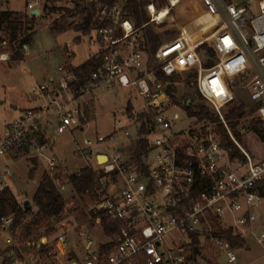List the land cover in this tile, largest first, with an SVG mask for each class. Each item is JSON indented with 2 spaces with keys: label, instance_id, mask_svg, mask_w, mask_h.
Wrapping results in <instances>:
<instances>
[{
  "label": "built area",
  "instance_id": "2783aa9c",
  "mask_svg": "<svg viewBox=\"0 0 264 264\" xmlns=\"http://www.w3.org/2000/svg\"><path fill=\"white\" fill-rule=\"evenodd\" d=\"M53 1L24 0L25 12L30 18H39ZM61 1L88 6L98 0ZM8 2L0 0V12L9 11L3 7ZM180 3L181 0H167L166 8L170 13ZM201 3L206 15L219 25L198 41H192L181 30L175 39L161 43L151 58L140 47L138 29L127 16L123 1L102 7L99 26L89 36L98 43L100 65L78 95L71 85L76 78L64 66L58 69L62 74L58 86L51 89L40 85L33 90L32 98L47 97L50 105L56 104L59 134L86 125L82 119L87 121V110L92 108L90 97L100 88H127L143 101L140 111L116 119L111 134L86 140V147L79 152L80 156H92L94 147L103 146L105 150L95 152L94 165L87 166L96 174L98 183L90 192L95 197L89 206L96 215L95 222L101 225V217L120 221L116 234L107 242L111 247L105 259L100 258L92 232L85 228L78 232V253L72 254L71 239L60 234L52 243H39L38 251L44 257L64 262L71 256L70 264H188L192 251L187 256L183 244L194 233L213 236L216 249L226 255L229 263H236V249L215 235L219 230L232 229L244 239V249L251 236L264 258V156L252 155L238 140L237 135L255 133L254 125L245 128L241 118L232 126L227 119L234 105H246L235 94L237 90L244 92L264 142V0L258 1L257 14L252 0L239 4L230 0ZM151 7L154 4L147 6L150 21L155 22ZM35 10H39L38 15L33 14ZM80 15L77 25L86 13ZM65 47L68 56H73L71 44ZM7 58L0 55L3 61ZM174 76H180L184 85L209 105L228 136V145L223 144L215 123L202 122L199 132L176 129L180 119L176 110L191 116L184 104L174 99L176 95L169 93L179 89L172 81ZM140 114L146 121V151L138 159L133 153L125 155L117 131L138 139ZM48 123L46 117L31 108L0 125V192L10 191L19 206L24 204L16 196L14 183L19 161H28L32 166L41 164L43 173L61 193L69 184L61 175V165L51 155L53 139L45 135ZM101 157L106 160L100 162ZM81 172L82 169L73 174ZM13 223L14 215L0 217V264L36 263L34 256L32 261L25 256ZM174 231L180 234V248L163 251V238ZM192 244L193 239L189 241ZM79 254L83 255L81 261L76 259Z\"/></svg>",
  "mask_w": 264,
  "mask_h": 264
},
{
  "label": "rangeland",
  "instance_id": "374dc122",
  "mask_svg": "<svg viewBox=\"0 0 264 264\" xmlns=\"http://www.w3.org/2000/svg\"><path fill=\"white\" fill-rule=\"evenodd\" d=\"M149 4H154L157 10L166 7L167 0H149ZM235 4L245 3L248 0H230ZM260 0H252L254 14H257V3ZM148 4V5H149ZM147 5V6H148ZM146 11L149 15L148 8ZM3 7L9 11L17 13L15 18L24 21V28L19 30V41L15 44L10 40V30L5 27L0 31V53L7 55V60L0 59V125L5 122L11 121L18 116L16 111L11 108L12 104H17L19 109H36L42 116L49 120L45 127V135L53 139L51 145V155L54 156L58 163L61 165V172L64 180L73 174L89 165H94V154L97 151L105 152L103 146L94 147L93 155L79 156L78 153L86 147V140L95 141L100 135H109L114 131L115 120L123 119L124 116L136 110L140 111L143 106L142 99L138 94L130 89L117 87L113 90H105L100 88L96 90L93 96L92 108L89 109L90 116L87 115L88 123H84V127H72L64 133H57V125L59 116L55 112L56 104L50 105V100L47 97L32 98L31 94L34 89L39 88L40 85H48L49 88L58 86L62 74L58 71L60 66H64L66 70L69 69L70 63L73 65H80L87 59L95 55L99 49L98 43L92 42L89 36L92 34L84 35L82 31H75L77 26L76 21L81 17L80 13L75 12L66 13L65 8L74 9L75 5L68 1L54 0L44 11V15L37 18L34 23L25 18L24 0H9L8 5ZM51 7L58 10L50 11ZM54 23H58L67 29L66 31L55 33L51 30ZM33 24L34 33H32L31 41L27 47H22L20 40L25 36V32H31L29 27ZM219 22L210 19L204 10L201 0H181V3L173 8L169 15L162 21H155L153 28L156 30L160 37L161 43L175 39L181 30L186 31L187 36L192 41H198L209 35L217 26ZM142 32H138V37ZM80 36V41L75 38ZM71 44V52L73 56H68V48L66 44ZM15 48L23 55L20 62H16L12 56ZM151 58L153 53H147ZM72 67V66H71ZM194 77V76H193ZM172 81L178 85L179 89H173L169 93L176 95L177 101L184 104L192 103L193 106L197 102L198 94L184 85V81L180 76L172 77ZM63 94V93H62ZM236 97L240 103H246L245 113L241 119V124L250 129L254 125L252 107L249 106V99L242 91L235 92ZM62 97V95H61ZM201 98V97H200ZM210 111L209 105L201 98L199 100ZM132 110H128V104ZM248 103V104H247ZM50 108L48 109V106ZM179 113L180 119L177 121L176 129L190 128L199 132L203 123L197 122L195 117L188 118L182 111L176 110ZM113 114V116H112ZM133 131V130H132ZM119 144L123 150L130 153V146H127L128 138L121 131H117ZM238 136L239 142L254 156H264V142L260 130L255 133L249 131L244 136ZM132 139V137L130 138ZM100 162H102L100 158ZM32 163L28 161H19L15 165L14 183L16 185V196L21 200H30L33 210L37 208L32 202V196L41 182L43 176V166L41 164L35 165L37 168L32 171ZM65 199L66 207L63 215L55 223L56 230L50 234L46 233L47 227L40 229L38 232H33L34 236L29 238V246L23 250L25 256L32 261L34 256L36 263L32 264H70L73 259L71 256L67 257L64 262H55L44 257L38 251L39 243L48 242L52 243L53 240L60 234L66 235L72 241L73 255L74 251H80V243L78 239V232L80 229L85 228L92 232L96 245L99 247L103 243H107L110 238L103 232L102 226L95 222V213L90 210V207L84 206L79 200L73 187L68 184L66 189L62 192ZM26 220L25 222H28ZM24 222V223H25ZM216 230V228L214 227ZM37 233L44 235L41 240H37ZM46 234V235H45ZM34 237V238H33ZM180 234L174 231L163 238V251L169 248H180L179 238ZM187 243L183 244L185 253L188 256L189 251L193 250L194 245H189V241L193 239L192 236H187ZM200 254L191 260L188 264H264L262 258V250L256 244L255 240L247 237L249 246L244 249H236L239 261L236 263H229L226 255L221 253L214 246L213 236L206 237L205 235H197ZM36 246H33V245ZM39 252V253H38ZM82 254L76 259L81 261Z\"/></svg>",
  "mask_w": 264,
  "mask_h": 264
},
{
  "label": "trees",
  "instance_id": "16d2710c",
  "mask_svg": "<svg viewBox=\"0 0 264 264\" xmlns=\"http://www.w3.org/2000/svg\"><path fill=\"white\" fill-rule=\"evenodd\" d=\"M119 0H98L97 3H90L88 6L80 3H74V9H62L66 13H72L77 10L78 13H86V16L82 19V22L75 27V31H82L84 35L90 34L92 29L99 26L100 23V11L102 7H111ZM124 3V9L127 13V16L132 20L134 26L138 29V32H142L139 36L140 47L145 52L154 53L156 49L161 44L160 37L156 30L153 28L154 21H150V15L146 11V6L150 3L149 0H121ZM49 7H46L45 10H48ZM58 10L55 7H51L50 11ZM13 11H2L0 12V31L5 27L10 30V40L13 44L19 41L18 32L23 29L25 24L24 21L14 17ZM26 19H29L32 23L37 19L35 17H29L25 15ZM31 32L26 33L25 36L20 40L22 47L28 45L31 41L32 33H34L33 24L29 27ZM51 30L55 33H60L66 31L67 29L58 23H54ZM200 40V39H199ZM12 58L16 62H20L23 59V55L18 49L15 48ZM100 65V56L98 54L93 55L87 61L82 63L77 67H69L68 71L75 76V81L71 83L72 88L76 95H78L80 88L84 85L90 74L95 71ZM158 76L162 77L163 73L158 71ZM176 100V98H174ZM197 102L192 105L194 100L192 99L190 104H187V101L184 103V107L188 111L189 116L195 117L197 122H209L215 123L216 129L222 136V141L224 145L229 144L228 136L223 128V126L218 123V119L214 114L197 98ZM128 110L131 111L130 103L128 104ZM245 105L236 104L227 112V119L230 121L232 126H235L236 123L244 116ZM87 115L90 116L89 110H87ZM82 122L85 123L86 120L82 119ZM138 122H140L139 127V138L136 139L133 148V154L136 158H140V155L146 151L145 141L143 139L146 127V121L143 114H140L138 117ZM254 129L259 130V125L254 124ZM35 166V165H34ZM32 166L31 170L34 171L35 168ZM69 184L73 187L76 194L79 197V200L84 206H90L94 203L95 197L91 195L90 192L98 186L96 174L85 167L82 169L80 175L71 174L66 178ZM261 190L264 193V183L261 184ZM32 202L37 208V211L33 210V206L29 205L28 207L19 206L17 204L16 198L10 193V191L5 190L0 192V217L14 215L13 229L14 233L19 241L23 250H26V246H29V238L34 236L33 232H38L40 229L47 227L46 233L50 234L56 230L55 223L63 215L66 207L65 199L62 193L59 191L57 186L53 181L46 175L43 176L41 182L36 188L33 196ZM29 220L28 222H25ZM25 222V223H24ZM101 226L103 232L107 237H114L117 232L118 227L120 226L119 220L110 219L107 217H101ZM38 239L41 240L44 235L36 234ZM46 235V234H45ZM215 235L225 239L229 242L230 246L233 249L243 248L245 241L239 235H236L232 229L228 230H219ZM193 245L198 246V241L196 240L197 234L192 233ZM34 238V237H33ZM33 246H36L35 244ZM111 243H103L99 246V255L101 259H105V256L108 253ZM43 254V253H41ZM200 254V249L196 253L195 247H193L191 257L189 260L196 258ZM143 264V263H140Z\"/></svg>",
  "mask_w": 264,
  "mask_h": 264
},
{
  "label": "crops",
  "instance_id": "0c3cea01",
  "mask_svg": "<svg viewBox=\"0 0 264 264\" xmlns=\"http://www.w3.org/2000/svg\"><path fill=\"white\" fill-rule=\"evenodd\" d=\"M137 35H138V33H137ZM75 40L78 42V41H80V36H77L76 38H75ZM93 42V41H92ZM0 53H3V52H0ZM2 55H6L5 53L4 54H2ZM7 56V55H6ZM88 60V59H87ZM86 60V61H87ZM84 63V62H83ZM81 65V64H80ZM70 66H72V67H77V66H79V65H73L72 63H70ZM19 106L17 105V104H12L11 105V108H12V110L13 111H16L18 114H20L23 110H24V108L23 109H19L18 108ZM112 116H113V114H112ZM131 138V137H130ZM130 138H128V141H127V143H128V145L127 146H130V153L128 154V152H126V151H124L123 150V152L125 153V155H131L132 153H133V148H134V143H135V138L134 137H132V139H130ZM78 155L80 156V153H78Z\"/></svg>",
  "mask_w": 264,
  "mask_h": 264
},
{
  "label": "bare ground",
  "instance_id": "6f19581e",
  "mask_svg": "<svg viewBox=\"0 0 264 264\" xmlns=\"http://www.w3.org/2000/svg\"><path fill=\"white\" fill-rule=\"evenodd\" d=\"M153 8V11H154V16H155V21H162L164 20L168 14H169V10L165 7V8H162L160 10H156L155 7H151ZM210 19H212L211 17H209ZM3 57L6 59L7 56L6 55H3ZM101 160L102 162L106 160V157H101Z\"/></svg>",
  "mask_w": 264,
  "mask_h": 264
},
{
  "label": "water",
  "instance_id": "95a60500",
  "mask_svg": "<svg viewBox=\"0 0 264 264\" xmlns=\"http://www.w3.org/2000/svg\"><path fill=\"white\" fill-rule=\"evenodd\" d=\"M33 14L38 15L39 14V10L33 11ZM25 47H27V45H25ZM188 103H189V101H188ZM29 205H31V201L30 200H25L24 201V207H28ZM195 251H196V253L199 251L197 246L195 247Z\"/></svg>",
  "mask_w": 264,
  "mask_h": 264
}]
</instances>
